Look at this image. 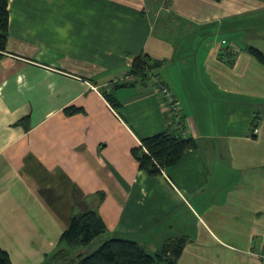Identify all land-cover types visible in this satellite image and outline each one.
I'll use <instances>...</instances> for the list:
<instances>
[{"label": "crops", "instance_id": "1", "mask_svg": "<svg viewBox=\"0 0 264 264\" xmlns=\"http://www.w3.org/2000/svg\"><path fill=\"white\" fill-rule=\"evenodd\" d=\"M8 10L0 246L11 264H41L88 210L107 237L151 254L183 238L178 264H264V64L214 34L264 0H9ZM197 28L210 39L196 47ZM140 54L163 62L153 76L179 104L178 125L130 75ZM115 78L133 83L105 88ZM169 130L196 148L151 176L132 150Z\"/></svg>", "mask_w": 264, "mask_h": 264}, {"label": "trees", "instance_id": "2", "mask_svg": "<svg viewBox=\"0 0 264 264\" xmlns=\"http://www.w3.org/2000/svg\"><path fill=\"white\" fill-rule=\"evenodd\" d=\"M8 3L9 0H0V59L5 56L9 35ZM224 42L225 40L222 43ZM243 50L264 64V53L261 50L250 45ZM162 64V61L154 60L147 54H140L135 58L129 73L141 82H148L149 76L155 75L153 70ZM132 83L126 81L115 86ZM112 94L104 92L112 107L117 108L119 103ZM75 111L67 109L66 113ZM195 148L196 142L192 138L184 139L169 130L144 138L141 145L132 150V155L138 162L139 169L155 176L176 164L187 150ZM105 231L106 226L96 210L73 214L59 239V245L64 244L65 247L60 246L47 254L41 264H178L185 242L183 238L169 240L159 251L151 254L136 241L107 237ZM95 241H98V245L91 246ZM79 246H89V249L73 255L72 252ZM0 264H11L9 254L1 246Z\"/></svg>", "mask_w": 264, "mask_h": 264}, {"label": "rangeland", "instance_id": "3", "mask_svg": "<svg viewBox=\"0 0 264 264\" xmlns=\"http://www.w3.org/2000/svg\"><path fill=\"white\" fill-rule=\"evenodd\" d=\"M231 20L229 23H226L225 28L229 29H223L218 33L219 36V42L221 43L220 36L225 39L224 47H228L231 45L232 42L235 43L233 49V52L236 53L240 48H244L247 45L254 46L261 50L264 53V10L258 11V12H246L242 15L238 16H232L228 18ZM224 25V24H223ZM194 29V28H193ZM199 31H196L193 33V36L189 38L190 41H196V47L200 43H205L207 40L210 39V37H207V33L204 31H201V29L205 28H197ZM233 30V31H232ZM223 43H221L222 45ZM192 45V43H190ZM200 56L201 55V48L199 49V52L196 53L195 51L192 52L191 57L193 56ZM190 63L196 62L194 59L189 61ZM261 100L260 105L262 109H264V90L260 92ZM251 102V101H250ZM257 106V104L255 103ZM239 124H244L242 122H239ZM247 127V124H246ZM172 127H169L171 129ZM98 245V241H95L92 243L91 246ZM62 247H65L64 244L61 245ZM89 249V246H79L72 252L73 255L77 253H82L84 251H87Z\"/></svg>", "mask_w": 264, "mask_h": 264}, {"label": "built area", "instance_id": "4", "mask_svg": "<svg viewBox=\"0 0 264 264\" xmlns=\"http://www.w3.org/2000/svg\"><path fill=\"white\" fill-rule=\"evenodd\" d=\"M148 80L152 84L154 90L161 95V97L164 100V103L166 104L170 113L172 114V118L168 120V125L170 126L173 124L178 125L180 122V117H179L180 107L177 101L175 100L174 95L169 90V87L153 75L149 76ZM122 81L123 80L119 78H115L113 81L106 83L104 86L105 88H112L115 84L121 83ZM253 254L255 255V253ZM257 256L264 261V250L260 251L257 254Z\"/></svg>", "mask_w": 264, "mask_h": 264}]
</instances>
